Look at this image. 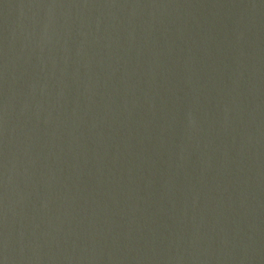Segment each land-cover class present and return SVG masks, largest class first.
<instances>
[{
    "label": "water",
    "instance_id": "1",
    "mask_svg": "<svg viewBox=\"0 0 264 264\" xmlns=\"http://www.w3.org/2000/svg\"><path fill=\"white\" fill-rule=\"evenodd\" d=\"M0 264H264V0H0Z\"/></svg>",
    "mask_w": 264,
    "mask_h": 264
}]
</instances>
